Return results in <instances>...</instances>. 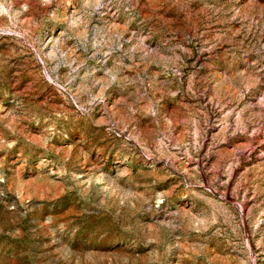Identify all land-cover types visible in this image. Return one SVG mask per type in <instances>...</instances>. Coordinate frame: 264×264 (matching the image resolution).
<instances>
[{
	"label": "rangeland",
	"instance_id": "obj_1",
	"mask_svg": "<svg viewBox=\"0 0 264 264\" xmlns=\"http://www.w3.org/2000/svg\"><path fill=\"white\" fill-rule=\"evenodd\" d=\"M0 264H264V0H0Z\"/></svg>",
	"mask_w": 264,
	"mask_h": 264
}]
</instances>
